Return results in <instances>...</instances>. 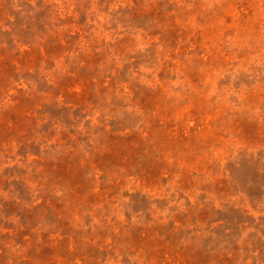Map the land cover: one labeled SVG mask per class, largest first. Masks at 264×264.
Segmentation results:
<instances>
[{
  "label": "rangeland",
  "instance_id": "obj_1",
  "mask_svg": "<svg viewBox=\"0 0 264 264\" xmlns=\"http://www.w3.org/2000/svg\"><path fill=\"white\" fill-rule=\"evenodd\" d=\"M0 264H264V0H0Z\"/></svg>",
  "mask_w": 264,
  "mask_h": 264
}]
</instances>
